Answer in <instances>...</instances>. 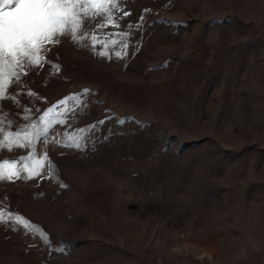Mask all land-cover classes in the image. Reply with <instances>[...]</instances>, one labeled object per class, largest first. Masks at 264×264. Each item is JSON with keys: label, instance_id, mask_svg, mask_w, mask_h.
<instances>
[{"label": "rangeland", "instance_id": "obj_1", "mask_svg": "<svg viewBox=\"0 0 264 264\" xmlns=\"http://www.w3.org/2000/svg\"><path fill=\"white\" fill-rule=\"evenodd\" d=\"M121 11L118 27L92 31L128 33L126 55L61 37L42 67H25L26 84H9L17 102L0 99V140L54 106L67 121L0 149V164L19 169L36 152L55 166L0 182L6 210L52 241L0 227V264H264V0H124Z\"/></svg>", "mask_w": 264, "mask_h": 264}, {"label": "snow or ice", "instance_id": "obj_2", "mask_svg": "<svg viewBox=\"0 0 264 264\" xmlns=\"http://www.w3.org/2000/svg\"><path fill=\"white\" fill-rule=\"evenodd\" d=\"M123 3L124 0H0V99L17 102L15 96L5 95L9 84L13 85V92L16 87L26 84L27 81L21 80V73L25 67L33 65L37 68L42 67L44 57L41 53L48 51L45 45L58 43L61 37L74 42L90 38L93 47L99 45L105 49L97 53L105 57L110 55L109 45L119 46L122 49L114 53L116 57L126 55V51L123 50L128 48L126 43L128 33H121L124 39L115 41L111 36L107 40L98 38L97 33L92 31V28L103 29L106 25L118 27L114 13L120 12L123 16L131 15L127 11H121ZM145 11L150 10L145 9ZM93 20H95L94 24L91 23ZM128 27L131 28L134 25H128ZM87 91L86 89L85 92ZM27 94L36 95L33 92ZM70 101L79 104V96L68 97L59 103L63 106ZM64 115L66 112L56 113L55 106L48 108L44 115L39 117L40 123H30L26 129H21L23 135L21 132L15 134L9 132L4 135L3 140H0V149L12 151L14 146L25 148L34 146L38 137L47 136L50 130H54V124L67 123L66 120L58 119ZM40 124L43 126L41 127ZM94 128L95 126L93 129H80L79 133L69 134L66 137V141L70 142L67 146L77 149L83 147L87 140L86 133L93 131ZM54 142L60 143V141ZM37 156L38 153L33 152L31 156L25 157L24 160L30 163L22 160L23 167L19 169L15 160L11 163L4 160L0 164V182L20 178L21 172H27L28 178L39 176L45 161L49 168H55L47 153L43 155V159H38ZM3 200L4 198H0V227L22 228L25 232L37 235L42 243L51 246L52 241L42 228L22 215L6 210L7 205Z\"/></svg>", "mask_w": 264, "mask_h": 264}]
</instances>
